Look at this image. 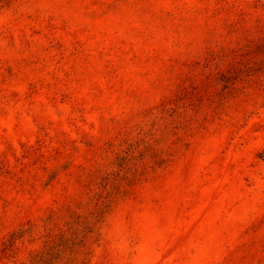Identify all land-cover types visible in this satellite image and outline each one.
Segmentation results:
<instances>
[{"label":"rangeland","instance_id":"374dc122","mask_svg":"<svg viewBox=\"0 0 264 264\" xmlns=\"http://www.w3.org/2000/svg\"><path fill=\"white\" fill-rule=\"evenodd\" d=\"M38 258L264 264V0H0V264Z\"/></svg>","mask_w":264,"mask_h":264},{"label":"trees","instance_id":"16d2710c","mask_svg":"<svg viewBox=\"0 0 264 264\" xmlns=\"http://www.w3.org/2000/svg\"><path fill=\"white\" fill-rule=\"evenodd\" d=\"M18 238H20V236H16V234H12V236L10 238L11 240L9 241L10 242V245L9 246H13L16 243V240ZM65 241H67V240H65ZM37 264H45V261H43V259L38 258ZM49 264H52V263H49Z\"/></svg>","mask_w":264,"mask_h":264}]
</instances>
